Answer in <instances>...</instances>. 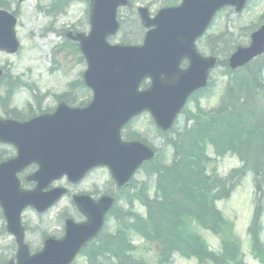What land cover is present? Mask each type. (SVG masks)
<instances>
[{"label":"rangeland","instance_id":"obj_1","mask_svg":"<svg viewBox=\"0 0 264 264\" xmlns=\"http://www.w3.org/2000/svg\"><path fill=\"white\" fill-rule=\"evenodd\" d=\"M52 1L54 7L49 9ZM131 1V10L127 8L119 10L121 28L117 35L109 39L112 44L122 42L140 44L142 42L145 31L140 26L136 7L144 6L150 10V13L154 14L162 7L179 4L181 0ZM63 5L64 8L57 11ZM0 8L13 12L17 17L15 32L20 42L17 53L10 55L0 52V68L4 72L0 80V117L11 116L10 112L14 110L21 113L17 117L25 119L49 108L54 109L58 104L57 97L63 94H67L66 101L75 98V102L72 104L74 106L90 101V90L84 88L83 85L73 89L69 86L70 82L80 79V74L85 70L86 64L76 43L66 37L68 30L88 32V0H26L21 3H18L17 0H0ZM263 23L264 0H250L243 11L239 13H235L233 8H225L216 14L212 25L199 40L198 48L202 54H214L217 57L218 66L210 73L211 82L208 88L198 93L187 103L186 109L190 116L196 117L197 110H205L208 113L218 110L221 97H224L223 105L225 102L233 103V99H229L227 94H232L233 97L236 95L248 97L256 95L255 98L264 95V55L257 59L255 61L257 63L249 69L247 67L232 71L227 67V58L234 47L239 44L246 45L251 32ZM250 72L256 74L255 81L261 85V88H251L250 91L244 92L245 81L241 78L250 77ZM232 81L235 82V85L229 87ZM239 87L242 91L238 90ZM197 106L198 108L195 109ZM215 116L210 115V117ZM191 122L192 120H189L188 124ZM263 122L264 118L257 123L260 124L259 127L262 126ZM176 123V129L184 125L182 115ZM244 126L247 127L248 125L244 124ZM126 132L127 136L128 132H132V138L149 144V147L162 159L169 157L168 160H170L172 152H176L170 145L165 144V137L155 129L147 114L133 120ZM232 132L237 134L235 138L238 142L242 140L243 130L240 124L239 126L233 125ZM218 145L224 147L222 138H217L216 147L208 144L204 146L199 143L198 148L200 153L207 152L210 156V160H205L203 163L204 175L215 171L220 178L225 179V176L233 168L238 167L241 161L235 152L217 155L216 148ZM14 155L15 150L12 146L0 144V160ZM34 169L35 166H31L26 172L21 173L20 177H25ZM147 172L146 168L139 170L134 176L135 182L132 187L141 186L148 177ZM234 181L235 187L230 196L214 202L215 206L222 212L226 222L221 231L218 234H211L200 228L197 229V232L209 249L217 253L221 251V242L228 239L236 243L239 249L238 254L240 251V254L244 253L245 264H264V262L257 261H264V251L262 254H257L252 249L247 233V226L253 211V177L249 172L242 181L240 179ZM53 185H61L68 189V193L59 203H56L45 214H37L30 208L22 214L21 221L26 228L25 242L31 251L41 248L44 236L61 237L63 235V221L66 216L77 222L83 220V217L72 204L71 196L73 194L89 193V195L97 198L102 194L109 193L115 198H120L121 201H126L127 195L124 191L130 189L129 185L124 191H119L104 167L91 171L77 184H69L65 178H62ZM31 187V183L24 184V188ZM153 192L154 186L149 189V193ZM120 206L122 207L123 204ZM133 207L140 215L146 214V209L142 205L135 203ZM125 208L124 206L123 210ZM261 218L263 224L261 240L264 246V204ZM115 226L116 222L112 216H109L104 231L111 232ZM132 239L137 246L135 257L142 258L145 264H157L158 247L156 244L145 242L137 235H134ZM15 251L16 244L13 237L5 230V222L0 211V264L10 260ZM239 259L240 255L237 256V260ZM75 264H86V257L79 255ZM169 264L201 263L195 258L184 259L176 254Z\"/></svg>","mask_w":264,"mask_h":264},{"label":"water","instance_id":"obj_2","mask_svg":"<svg viewBox=\"0 0 264 264\" xmlns=\"http://www.w3.org/2000/svg\"><path fill=\"white\" fill-rule=\"evenodd\" d=\"M120 3H124L123 0H91V31L87 37L79 34L74 38L80 42L81 50L90 62L84 78L94 91V99L88 108L68 109L60 105L54 115L39 117L28 124L0 121V141L13 143L18 148L16 158L0 164V205L7 221V231L15 236L18 244L17 264H69L80 248L100 231L104 215L113 203V199L108 196L98 201L86 196L76 197L78 209L87 220L81 224L66 220L62 240L47 239L41 252L29 256L27 245L23 243L24 232L19 220L21 210L32 205L38 211H44L59 199L64 190L53 189L43 193V188L59 174L49 176L50 172L46 175L42 171L33 176L38 183L36 188L32 191L20 189L16 173L32 161H37L29 157L31 148L24 140L32 136L34 142L31 146L40 145L42 142L36 131L38 127L48 136L62 137L55 153L64 150L65 154L59 155V160L66 163L68 170H60V173L65 172L70 181L80 179L93 165H107L117 184L123 185L143 161L152 158L153 152L138 142H121L119 128L132 115L145 108L138 106V101L149 105L150 113L159 127L168 129L186 98L206 84L208 71L216 63L214 57L199 56L193 41L208 26L216 10L231 4L235 6L236 12L241 11L245 0H183L182 7L168 9L174 10L167 12V23L173 26V33L181 44L179 50L184 48L189 51V67L181 72L178 82L159 78L163 62L158 59L152 62L150 57L136 55L127 63L123 56L117 57V52L112 61H103L116 48L108 47L105 37L118 29L107 7L113 12ZM146 15H141L143 25L148 27L155 24V20H149ZM15 23L16 19L12 15L0 10V51L14 53L17 50ZM167 48L176 51L175 44L167 45ZM262 52L264 25L251 35L248 46L236 47L229 57V66L232 69L243 66ZM145 72L152 77V87L137 93L139 81L146 76L143 75ZM176 85L178 88L174 89ZM131 93L138 97L131 98ZM94 131L99 133L95 136L99 137L97 148L80 147L89 141V132ZM75 140L77 147L72 144ZM44 160L50 161L51 158ZM78 163L81 168L76 170ZM56 171L53 169L54 173Z\"/></svg>","mask_w":264,"mask_h":264},{"label":"trees","instance_id":"obj_3","mask_svg":"<svg viewBox=\"0 0 264 264\" xmlns=\"http://www.w3.org/2000/svg\"><path fill=\"white\" fill-rule=\"evenodd\" d=\"M250 77L241 78L245 81L244 92L261 88L256 83V74L250 72ZM235 82L229 86H234ZM239 91L242 89L239 87ZM227 94L233 103L222 104L209 121L205 129L215 139L221 133L227 147L224 152L237 151L245 169L253 171L255 178V192L257 208L251 221L249 232L254 241L253 249L258 250V234L261 230L259 223L261 213L262 185L264 183V122L261 127L259 121L264 118V95L255 98ZM242 126L243 138L237 141L236 133L232 132L233 125ZM244 124L248 125L247 127ZM198 126L183 135L175 142L182 151L174 154L170 163L161 159H153L147 164L148 179L133 196H128L126 203L139 201L147 208V218L142 219L135 213L125 212L115 205L112 216L116 221L113 234L101 235L92 246V258L88 264H143L129 253L135 247L131 245L132 234H138L145 241L156 243L159 249L158 264H169L174 254L182 257H195L200 263L212 264H241L237 262L238 248L234 241H222V254L217 255L207 249V245L194 229L197 226L219 233L226 223L222 213L214 202L228 197L232 188L226 186L217 177H207L203 174V154L199 152L197 143L193 144ZM217 135V136H218ZM172 143V141H169ZM220 150V149H219ZM155 186V196L149 198L148 181ZM135 188V187H134ZM214 191V193H212ZM212 193V194H211ZM130 218L132 222H129Z\"/></svg>","mask_w":264,"mask_h":264}]
</instances>
